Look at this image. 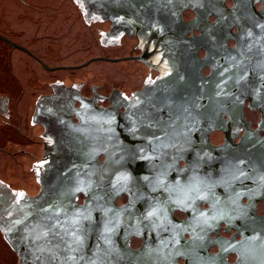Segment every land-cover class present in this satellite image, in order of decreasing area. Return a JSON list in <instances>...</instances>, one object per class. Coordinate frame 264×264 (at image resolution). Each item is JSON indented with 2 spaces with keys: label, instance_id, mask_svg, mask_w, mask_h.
<instances>
[{
  "label": "water",
  "instance_id": "1",
  "mask_svg": "<svg viewBox=\"0 0 264 264\" xmlns=\"http://www.w3.org/2000/svg\"><path fill=\"white\" fill-rule=\"evenodd\" d=\"M84 1L91 11L112 19L116 28L131 31L155 28L171 35L175 31L170 22L180 19L181 12L190 7L206 16L215 15L217 21L210 34L179 39L174 35L177 58L173 72L147 86L143 97L126 105L124 112L85 99L76 108L73 99L81 96L64 88L40 99L35 120L42 121L54 138L46 151L50 160L40 180L41 190L20 197L0 192L4 236L0 233L15 264H129L132 251L128 241L141 228L135 212L151 202L149 194L138 190L149 186L151 173L157 172L162 183L167 178L176 181L186 168H180L179 162L185 160L189 166L199 163L206 182L214 181L219 164L229 160L218 154L220 148L210 141V132L223 127V112L232 115L235 103L240 106L247 98L236 92L264 91V83H246L245 77L234 73L227 47L232 10L225 0ZM235 1L239 32H245L249 5L246 0ZM0 37L33 54L28 47ZM201 46L209 51L205 59L197 56ZM124 58L129 57L99 56L79 65L44 66L54 70L82 67L94 59ZM204 64L212 67L209 76L201 72ZM31 107L32 103L24 125ZM24 130L39 143L27 141L17 131L9 149L24 148L31 153H19L15 158L5 155L0 179L34 193L39 188L34 168L44 152V127L35 124ZM123 191L130 194L131 201L119 206L117 198Z\"/></svg>",
  "mask_w": 264,
  "mask_h": 264
},
{
  "label": "flooded vegetation",
  "instance_id": "2",
  "mask_svg": "<svg viewBox=\"0 0 264 264\" xmlns=\"http://www.w3.org/2000/svg\"><path fill=\"white\" fill-rule=\"evenodd\" d=\"M21 1L25 3V0ZM66 1L74 10L65 15L70 23L67 28L63 27V33L46 35L48 45L56 48L59 55L64 48L67 50L69 45L79 42L111 50L124 49L127 53L121 56L93 57H129L116 61L94 60L118 61L124 63L123 68H129L133 62L134 66L130 71L138 73L141 78L136 83L111 78L96 80L95 75L87 71L81 74L67 72L61 76L40 80L39 87L43 90L37 93L31 102L30 118L26 125L19 111L26 88L21 80L12 81L17 89L15 104L11 101L14 96L12 89L1 94L0 115L11 117L9 111L13 106L16 123L12 118L7 119L4 127H17L20 135L34 144H38L39 140L28 134L24 127H32L35 124L44 127L41 135L44 152L34 168L36 179L39 181L38 190L28 193L24 189L13 188L7 183L8 186H5L0 182V192L15 197L39 193L40 180L50 160L46 151L51 148L54 138L48 134L47 126L42 121L35 120L40 99L47 95L53 96L57 90L64 88L81 96L73 99L76 108H80L85 99L96 102L99 107L124 112L126 105L143 97L147 86L173 72L177 58L175 37L194 38L210 34L217 21L215 15L206 16L190 7L181 12L180 19L170 22L171 30L175 31L171 35L155 28L147 31L141 27L139 31H131L116 28L112 19L105 18L100 12L91 11L84 0ZM246 1L249 5L248 27L245 32H239L240 20L235 12L237 3L235 0H225L232 10L231 34L227 47L231 51L236 77H245L246 83H264V0ZM26 14L29 12L26 11ZM0 34L8 37L1 32ZM0 40L13 47L1 37ZM243 40L246 41L244 45L239 43ZM25 52L40 59L32 50L33 54ZM208 52L205 46H201L197 50V56L205 59ZM85 61L68 65H79ZM44 63L40 62L45 69L51 70L46 68ZM201 72L204 76H209L212 73L211 65L204 64ZM236 95H244L247 98L240 106L238 102L235 103L232 115L223 112V127L213 129L209 134L210 141L220 148L217 153L229 160L223 166L219 164L220 160H217L219 167L214 174V181L206 182L205 173L200 170L199 163L189 166L185 160H180L178 166L186 168L177 176L176 181L168 182L167 178L162 183L158 179V173L152 172L149 186L138 190L149 194L151 198L148 199L151 202L144 206L145 209L140 208L135 212L141 228L129 238L128 246L132 251V254L128 255L129 264H264V91L256 93L248 90L245 93L236 92ZM4 101L9 104L6 110L2 106ZM9 151L12 158L19 155L17 151L22 155L31 153L24 148ZM100 159L104 160L105 156L101 155ZM130 201L131 196L127 191H123L117 198L119 206H125ZM176 203L179 205H175Z\"/></svg>",
  "mask_w": 264,
  "mask_h": 264
},
{
  "label": "rangeland",
  "instance_id": "3",
  "mask_svg": "<svg viewBox=\"0 0 264 264\" xmlns=\"http://www.w3.org/2000/svg\"><path fill=\"white\" fill-rule=\"evenodd\" d=\"M26 11L29 14H26ZM74 11L66 0H0V32L12 40L29 47L40 59L26 53L19 48H13L0 40V96L5 92L13 91V104L16 101V85L11 82L21 80L26 88L24 99L20 104V112L23 119L34 101V96L41 89L40 80L51 76H61L65 73L81 74L92 72L96 80L111 78L116 81L139 82L141 76L130 71L134 66L131 62L129 68H123L124 63L94 60L83 68L47 70L40 64L45 62L51 65L78 64L96 55L121 56L126 50H111L97 45L76 43L69 45L59 55L56 48L50 47L46 35L63 33V27L67 28L70 20L65 15ZM74 18V16H72ZM44 36V37H43ZM89 37V36H88ZM54 55V56H52ZM10 88V89H9ZM5 110L9 107L6 101L2 104ZM8 118L0 115V146L9 149L16 133L17 127H4L7 119H14V108L10 107ZM9 121V120H8ZM0 151V165L5 157ZM0 264H15L11 254L0 233Z\"/></svg>",
  "mask_w": 264,
  "mask_h": 264
},
{
  "label": "trees",
  "instance_id": "4",
  "mask_svg": "<svg viewBox=\"0 0 264 264\" xmlns=\"http://www.w3.org/2000/svg\"><path fill=\"white\" fill-rule=\"evenodd\" d=\"M10 149H7L6 147H4V146H2V147H0V151L1 152H3V153H5L8 157H11L10 156V151H9ZM16 153H20V151H17ZM0 182L2 183V184H4L5 186H8L5 182L3 183L1 180H0ZM1 232V231H0Z\"/></svg>",
  "mask_w": 264,
  "mask_h": 264
}]
</instances>
